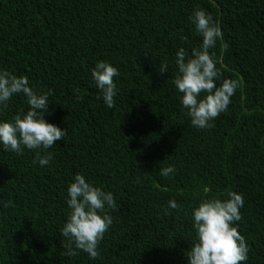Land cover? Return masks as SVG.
Wrapping results in <instances>:
<instances>
[{
	"label": "trees",
	"instance_id": "trees-1",
	"mask_svg": "<svg viewBox=\"0 0 264 264\" xmlns=\"http://www.w3.org/2000/svg\"><path fill=\"white\" fill-rule=\"evenodd\" d=\"M198 8L221 28L210 53L223 78L240 82L204 129L192 126L173 83L178 49L202 43L189 19ZM99 60L120 72L111 109L91 77ZM0 68L50 93L45 118L67 129L45 167L32 150L0 146V264H187L193 207L229 190L245 200L237 224L246 264H264V0H0ZM21 109L16 95L0 119ZM78 173L119 206L95 260L63 246ZM171 199L182 208L165 214Z\"/></svg>",
	"mask_w": 264,
	"mask_h": 264
},
{
	"label": "clouds",
	"instance_id": "clouds-1",
	"mask_svg": "<svg viewBox=\"0 0 264 264\" xmlns=\"http://www.w3.org/2000/svg\"><path fill=\"white\" fill-rule=\"evenodd\" d=\"M189 19L202 37V43L191 54L183 47L178 49L173 83L181 93L180 100L192 126L204 129L211 127L212 121L227 111L240 82L223 78L214 53H210L223 36L212 15L198 8ZM160 71L168 72V64L162 63ZM119 75V69L108 60L97 61L91 69L99 97L110 109L116 105L118 84L115 78ZM16 95L26 99L28 109H21L11 119H0V146L17 154H22L25 148L32 150L37 155L34 163L45 167L54 156L47 150L58 140H64L67 129L45 118L50 111V93L35 90L27 76H17L0 68V110ZM176 171L173 164L162 167L160 174L168 178ZM67 193L69 211L61 229L62 237L66 238L63 246L68 249L69 255L83 251L95 260L100 255L99 245L105 233L113 225L112 213L119 210L116 198L112 191L95 185L82 173L74 176ZM244 205L243 194L229 190L223 197L202 198L193 207L195 236L186 252L187 264H246L249 248L237 224L242 219ZM177 208H182V205L171 199L165 214Z\"/></svg>",
	"mask_w": 264,
	"mask_h": 264
}]
</instances>
